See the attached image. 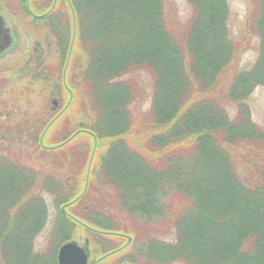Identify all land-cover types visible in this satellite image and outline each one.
<instances>
[{"label":"trees","instance_id":"16d2710c","mask_svg":"<svg viewBox=\"0 0 264 264\" xmlns=\"http://www.w3.org/2000/svg\"><path fill=\"white\" fill-rule=\"evenodd\" d=\"M186 1L191 15L172 27L164 0H56L45 16H25L38 42L54 17L70 19L69 34L55 35L59 57L40 61L29 85L43 81L61 105L72 97L58 120L48 106L0 123L8 145H0V264H56L73 238L77 221L60 209L47 247L35 249L49 216L45 194L89 227L139 239L148 264H264V128L245 102L264 86V0H250L246 28L259 38L258 56L241 70L227 0ZM52 4L31 0L36 14ZM142 73L150 105L137 114L132 105L147 94ZM224 101L235 104L233 117ZM98 189L114 195L128 224L91 207L109 201L94 196ZM125 254L118 264H141Z\"/></svg>","mask_w":264,"mask_h":264},{"label":"rangeland","instance_id":"374dc122","mask_svg":"<svg viewBox=\"0 0 264 264\" xmlns=\"http://www.w3.org/2000/svg\"><path fill=\"white\" fill-rule=\"evenodd\" d=\"M227 4L229 8V16L227 20L229 34L235 42L239 43L235 62H237V67L240 70L249 68L253 65L258 56L259 47V38L254 34H250L246 28V22L250 10L252 9L251 2L250 0H227ZM0 9L8 19L18 38V43L14 48L6 55L0 57V123H17V121L23 119L26 115H33V113L37 112L41 107L51 106L52 108L53 99L57 100L58 106L56 109L52 110H55V112L58 113V111L68 106L70 98L67 102L61 105L63 102L60 101L58 95L47 96L48 90L45 89V83L43 81L40 83L37 81L34 86L29 85V83L32 76L31 74L35 71L34 69L38 68L36 66L40 61L43 63L46 62V65H48L49 62H53L52 59L55 54L53 46L56 41L55 35H57L58 32H60L63 37L69 34L70 19L64 15L65 13L54 17V28H51L47 40L44 42H38V39L31 32L32 25L28 24L25 16L28 15V13L33 17H40L41 15L37 16L33 10L28 7L26 0H0ZM164 11L165 19L169 26L172 27L178 24H184L191 15L192 9L186 0H164ZM87 16H89L88 12L83 10L82 17L84 18L83 21L85 24L88 23V21H85ZM30 19L32 20L31 17ZM76 20L77 18L73 16L72 24L75 27H77V24H75ZM29 23L31 24L30 21ZM74 37L76 36L72 34V45L74 44V41H76V38ZM70 53L71 51L69 52V57ZM55 55L59 57L57 50ZM54 63L55 62H53V65ZM51 69H54V66H52ZM46 72L47 73L43 76L48 80H51L53 77L51 76L50 71L47 69ZM141 77H143V84L147 88V94L143 104L139 103L132 105L135 113L138 112L137 110H140V112L146 111L150 105V97H148L150 95V77L146 73H142ZM245 102L250 108V115L253 122L264 128V86H256ZM223 106L231 117L235 115L236 107L234 103L224 101ZM60 135L58 136L60 137ZM1 144H5V142L0 140V145ZM1 146L3 148L8 147L7 144ZM14 147L16 146L13 145L12 148ZM24 148L29 150L25 146ZM66 174V177H73V175L68 172ZM69 183L71 184V182ZM92 188H95L94 185ZM92 192L96 198L106 195L109 198V201L102 203L100 199H95V201L89 202L91 207L96 210L98 209L100 212L107 215L109 214L107 210L110 209L112 215L115 216V222L119 221L120 224L121 222L125 224L129 223L128 217L118 209L119 207L117 202H115L114 195L111 197L108 189H98L96 192ZM44 197L48 203L49 216L45 228L36 238V250L47 247L50 235L55 229L58 212L60 210V206L58 207L54 203L51 195L45 194ZM75 226V230L73 229L72 233V239L77 240L81 245L88 247L90 254L88 264H118L117 256H120L119 254L111 259L101 260L104 253H100V250L118 247L126 242V237L123 238L121 233H115L113 236L111 232L96 231L78 222ZM126 235L130 236V234ZM135 239H137V237ZM138 240L139 239L134 243L128 244L126 249L128 252L125 251L126 254L123 256H126V258L132 256L141 264H148L142 257H139L138 249L142 243Z\"/></svg>","mask_w":264,"mask_h":264},{"label":"water","instance_id":"95a60500","mask_svg":"<svg viewBox=\"0 0 264 264\" xmlns=\"http://www.w3.org/2000/svg\"><path fill=\"white\" fill-rule=\"evenodd\" d=\"M17 43L18 38L0 9V57L9 53ZM52 103L56 108L55 99ZM61 209L65 211V206H62ZM87 262L88 252L86 248L81 247L74 240L63 243L58 249L57 264H87Z\"/></svg>","mask_w":264,"mask_h":264}]
</instances>
